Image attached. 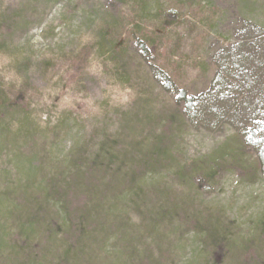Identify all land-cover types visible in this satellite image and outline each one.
<instances>
[{
    "label": "rangeland",
    "instance_id": "obj_1",
    "mask_svg": "<svg viewBox=\"0 0 264 264\" xmlns=\"http://www.w3.org/2000/svg\"><path fill=\"white\" fill-rule=\"evenodd\" d=\"M135 1L0 0V21L10 17L12 26L0 39V97L26 111L0 114V264L16 243L38 264H58L56 250L72 264H132L146 247L161 248L164 264H235L234 249L262 237L264 173L246 139L264 120V0ZM109 44L121 45L120 64ZM138 93L149 96L150 115L172 118L173 160L101 207L107 221L122 216L124 234L87 246L89 263L78 262L55 225L41 233L50 235L42 246L27 244L23 232L37 238L40 230L14 215L41 198L44 177L73 149L94 153L127 113L143 109ZM20 122L29 143L16 136Z\"/></svg>",
    "mask_w": 264,
    "mask_h": 264
},
{
    "label": "trees",
    "instance_id": "obj_2",
    "mask_svg": "<svg viewBox=\"0 0 264 264\" xmlns=\"http://www.w3.org/2000/svg\"><path fill=\"white\" fill-rule=\"evenodd\" d=\"M137 1H135V5H137ZM10 23V17L0 21L1 42H4L6 38L5 32L12 27ZM134 25L138 26V23H134ZM137 43L140 46V51L143 50L142 54H145V51L150 52V44L142 38H138ZM106 48L107 53L110 52V54L108 53L109 58L116 65L123 62L122 59L114 57L115 55L121 57L123 53L121 45L109 44L106 45ZM116 71L119 72L117 69ZM179 94L185 96V90L179 89ZM180 95H178V101L182 100ZM136 97V104L139 105L136 107L142 106L143 109L140 111L133 109L131 116H128L129 113H127L119 130L110 137L103 138L94 153L89 155L86 147L79 146L73 149L60 163L61 165L53 168L51 173L44 177L43 187L39 188L41 195L39 197L41 198L25 203V207L30 208L28 210L22 208V213L14 215L21 227L23 224L29 223L41 231L38 233L39 237L33 238L37 234L34 229L30 233L20 230L18 233L23 232L25 235L23 240L26 239L27 244L31 243L30 237L33 240L36 239L38 245L42 246L41 244H44L50 235L42 239L44 235L41 233H50L55 225V230L62 235L61 242L66 243L68 248L75 253L78 262L89 263L91 260L85 251L87 246L93 243L102 246L106 239L113 236L119 239L124 234L126 227L122 225L124 222L122 216L119 214L110 215V220L107 221L109 213L104 211V214H100L101 207L126 192L136 191L140 182L147 175L158 174L162 169L170 166L169 162L173 160L170 154L174 135L172 118L164 116V114L158 116L160 113L155 116L150 115L148 111L150 110L149 96L138 93ZM183 99L186 102L183 110L187 111L189 108L191 110L192 95ZM141 100L143 105H141ZM10 102L11 99L5 101L3 97H0L1 115L10 113V116H15L26 112L15 101ZM20 117L24 118V115L22 114ZM22 124V122L19 123L20 130L16 136L29 143L32 141L29 138L31 134L27 132L26 128L24 129ZM11 137L15 139L14 136ZM246 140L250 146H256L258 149L255 154V163L258 171L264 173V120L257 124L256 129L250 130ZM20 214H24V216ZM206 225L204 238L205 241L211 243V250L213 249L212 252H215L219 247L216 227L210 222H207ZM17 238H20L19 235ZM16 245L18 248H15L11 257L2 261V264L8 262L11 264H38L43 262V259L33 254L31 250L27 251L25 245L18 243ZM157 250L158 255L151 248L146 247L143 254L141 253L133 259L132 264H164L167 254L163 253L161 248L157 247ZM222 250L224 254L225 249ZM42 253L44 254V252ZM53 253L58 258V264H72L68 263L72 261L68 259L70 257L66 256L65 252L62 256L57 254V250ZM232 253L235 255V264H264V232L258 241H243L241 247H236Z\"/></svg>",
    "mask_w": 264,
    "mask_h": 264
}]
</instances>
